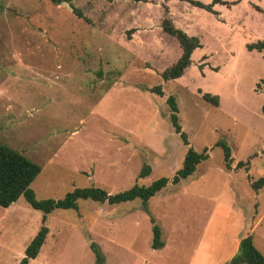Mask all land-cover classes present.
Masks as SVG:
<instances>
[{
	"label": "rangeland",
	"instance_id": "rangeland-1",
	"mask_svg": "<svg viewBox=\"0 0 264 264\" xmlns=\"http://www.w3.org/2000/svg\"><path fill=\"white\" fill-rule=\"evenodd\" d=\"M190 1L213 2L0 0V143L41 167L29 187L36 200L170 180L189 146L209 148V159L146 211L138 200L54 210L29 264H96L91 242L103 264L219 263L250 233L264 256V188H250L264 178V53L246 49L264 40V0H217L212 12ZM164 21L199 42L183 75L169 81L162 73L182 50ZM205 93L218 96V107ZM168 96L188 146L170 124ZM219 141L231 149L229 171L213 147ZM240 161L249 164L234 169ZM144 164L151 173L137 179ZM150 217L163 248H151ZM41 225L42 213L22 196L0 207V264H18Z\"/></svg>",
	"mask_w": 264,
	"mask_h": 264
},
{
	"label": "trees",
	"instance_id": "trees-1",
	"mask_svg": "<svg viewBox=\"0 0 264 264\" xmlns=\"http://www.w3.org/2000/svg\"><path fill=\"white\" fill-rule=\"evenodd\" d=\"M48 1L56 6L71 2V0ZM130 1L146 2V0ZM190 3H192V5L195 7L212 12V5L217 3V0H213L212 4L208 5L197 1H190ZM74 12L78 17H81V13L79 11L74 10ZM163 28L165 32L177 38L178 44L182 50V54L177 62L169 69L165 70L161 76L164 81L175 80L181 77L185 69L190 65V55L194 49L199 47V42L197 38L187 36L181 30H175L166 21L163 22ZM246 49L248 51L255 50L257 52L264 53V40H259L255 43L248 44L246 45ZM151 92L156 93L159 96H163L160 86L153 87ZM202 98L214 107H218L219 105L218 96L205 93L203 94ZM166 103L170 111L169 121L172 128L174 129V132L179 135L183 144L188 146L186 135L181 132V127L178 122V107L175 98L173 96H168ZM262 113L264 114V105L262 107ZM213 147H219L222 150L224 167L228 171L231 170V149L227 143L219 141L216 142ZM208 151V147H204L201 152H197L189 146L184 154L181 167L175 172L170 180L166 177H160L152 181L147 186L134 184L131 188L115 194H110L100 187L77 188L67 193L63 199H48L38 201L36 200L33 191L29 187L39 175L41 167L23 156L21 153L0 143V207L7 208L22 196L31 209L42 213V225L25 248L24 257L19 261L18 264H29L30 260L35 259L38 256L49 232L48 228L44 224L46 217L54 210L59 209L77 211L78 201L80 200L90 201L96 204H107L109 206L138 200L146 211L147 202L163 189H165L169 183L173 186L179 185L182 183V181L192 176L195 173L197 166L209 159ZM248 164L249 162H237L234 169H241ZM150 173V166L144 164L137 175V179H144L148 177ZM250 188L255 192L261 188H264V178H259L255 181H252L250 183ZM150 222L152 225L151 248L153 250L163 248L164 242L161 240L160 228L156 224L153 217H150ZM89 249L93 253L95 263L103 264L104 257L98 245L94 242H91ZM227 264H264V256L254 246L252 237L246 236L240 240L237 252L232 256Z\"/></svg>",
	"mask_w": 264,
	"mask_h": 264
},
{
	"label": "crops",
	"instance_id": "crops-1",
	"mask_svg": "<svg viewBox=\"0 0 264 264\" xmlns=\"http://www.w3.org/2000/svg\"><path fill=\"white\" fill-rule=\"evenodd\" d=\"M246 236H253V234L252 233H250V234H246ZM246 236H244V237H246ZM244 237H242V238H239L237 241H236V243H235V247H234V250H233V252L231 253V258H232V256L237 252V249H238V245H239V242H240V240L241 239H243ZM166 246V244H164V247ZM230 258V259H231ZM229 261H222V262H219V263H216L215 261H212V260H209V261H207V262H203V263H200L199 261H197V264H227Z\"/></svg>",
	"mask_w": 264,
	"mask_h": 264
}]
</instances>
